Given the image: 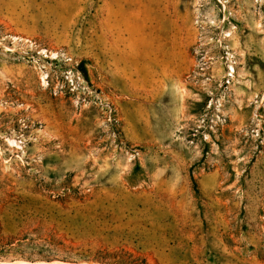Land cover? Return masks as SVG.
Masks as SVG:
<instances>
[{
    "label": "rangeland",
    "instance_id": "374dc122",
    "mask_svg": "<svg viewBox=\"0 0 264 264\" xmlns=\"http://www.w3.org/2000/svg\"><path fill=\"white\" fill-rule=\"evenodd\" d=\"M75 212L100 251L264 264V0H0V262L102 264L54 242Z\"/></svg>",
    "mask_w": 264,
    "mask_h": 264
},
{
    "label": "trees",
    "instance_id": "16d2710c",
    "mask_svg": "<svg viewBox=\"0 0 264 264\" xmlns=\"http://www.w3.org/2000/svg\"><path fill=\"white\" fill-rule=\"evenodd\" d=\"M87 75L86 72H83ZM68 191L74 192L76 195L72 196L68 194ZM76 203L80 209L88 208L92 205V200L88 199L87 196L81 195L78 189L68 188L64 194V197L56 200V203ZM73 214L70 217L60 216L57 219L56 229L52 232V237L54 242H58L59 245H64L63 241L57 239L58 236H63L64 239L70 240L74 243H88V250L94 252L98 251V256L94 258L96 261L106 263V264H149L148 261L143 257H138L135 254L122 251L111 247L105 248L103 251L97 250L96 247L89 244L90 241L96 239L105 238L107 235H112L104 232L102 229H95L92 225L98 223L99 217L82 214V212ZM85 213V211H83ZM62 238V237H60ZM12 244L9 242L7 245ZM1 247H5L4 243H0ZM82 248H85L84 246ZM81 248V249H82ZM91 252V253H92ZM25 258L24 256H20ZM90 260V259H89Z\"/></svg>",
    "mask_w": 264,
    "mask_h": 264
},
{
    "label": "bare ground",
    "instance_id": "6f19581e",
    "mask_svg": "<svg viewBox=\"0 0 264 264\" xmlns=\"http://www.w3.org/2000/svg\"><path fill=\"white\" fill-rule=\"evenodd\" d=\"M0 264H67V263H60V262H53V263H31L27 261H15V262H0ZM92 264H99V263H92Z\"/></svg>",
    "mask_w": 264,
    "mask_h": 264
},
{
    "label": "water",
    "instance_id": "95a60500",
    "mask_svg": "<svg viewBox=\"0 0 264 264\" xmlns=\"http://www.w3.org/2000/svg\"><path fill=\"white\" fill-rule=\"evenodd\" d=\"M102 264H106V263H102Z\"/></svg>",
    "mask_w": 264,
    "mask_h": 264
}]
</instances>
